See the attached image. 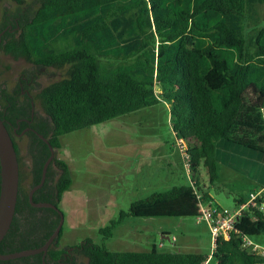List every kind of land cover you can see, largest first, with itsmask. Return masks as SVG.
Masks as SVG:
<instances>
[{
  "label": "trees",
  "instance_id": "trees-1",
  "mask_svg": "<svg viewBox=\"0 0 264 264\" xmlns=\"http://www.w3.org/2000/svg\"><path fill=\"white\" fill-rule=\"evenodd\" d=\"M10 1L14 15L0 21V32L5 28L0 50L46 68L67 66L64 77L34 94L46 121L33 126L55 149L65 133L164 101L175 136L191 145L186 150L190 179L204 201L211 196L199 185L200 167L209 182L217 179L220 139L264 151V20L258 10L264 0ZM5 96L3 111L13 108L14 117L7 118L15 123L19 108ZM0 117L19 164L15 213L0 241V252L8 253L42 245L60 213L34 206L28 197L40 181L50 154L48 143L38 133L30 134L31 179L24 189L19 147L1 110ZM71 183L67 162L54 155L32 198L59 208ZM254 186L262 188L257 203L242 208L229 238L217 237L212 264L264 263L263 255L242 245L244 236L264 235V186ZM247 196L239 195L236 203H245ZM198 208L191 184H179L135 200L129 210L135 216L183 217L195 216ZM115 222L100 228L102 238L111 235ZM61 235L62 227L44 258L39 252L0 259V264L62 260ZM67 247L74 253L73 264H81V258L85 264H204L208 257L179 247L161 250L154 244L147 250L116 251L90 237Z\"/></svg>",
  "mask_w": 264,
  "mask_h": 264
},
{
  "label": "rangeland",
  "instance_id": "rangeland-1",
  "mask_svg": "<svg viewBox=\"0 0 264 264\" xmlns=\"http://www.w3.org/2000/svg\"><path fill=\"white\" fill-rule=\"evenodd\" d=\"M25 1L35 4L33 0ZM4 8L13 10L14 3L0 0V14ZM258 10L264 20V3ZM23 71L36 73V68L0 50V86L2 83L7 88L15 86ZM66 73L67 66L45 68L43 74L34 77L32 92ZM35 105L43 113L37 101ZM18 143L22 187L28 189L31 178L27 140L18 138ZM60 143L54 155L67 162L72 183L63 192L58 205L64 216L59 247L75 245L90 237L116 251L147 250L153 244L161 250H174L178 247L172 246L176 241L182 251L212 255L215 247L212 249L211 231L195 216L130 214V205L135 200L173 185L190 184L186 150L191 145L175 136L166 102L70 131L60 136ZM216 156L217 179L209 182L201 166L199 185L209 193L214 204L234 210L241 205L236 203V197L248 194V198L255 191V184L264 186V151L220 139ZM121 211L125 215H121ZM112 220L116 221L115 227L104 239L100 228ZM163 231L177 239L163 238ZM251 238L264 248V235ZM81 262L85 264V259L81 258ZM207 264H212L211 256Z\"/></svg>",
  "mask_w": 264,
  "mask_h": 264
},
{
  "label": "water",
  "instance_id": "water-1",
  "mask_svg": "<svg viewBox=\"0 0 264 264\" xmlns=\"http://www.w3.org/2000/svg\"><path fill=\"white\" fill-rule=\"evenodd\" d=\"M39 136L43 138L47 143L48 140L42 134ZM50 154L44 162L42 175L40 181L32 186L29 190V201L34 206H50L59 210L60 219L53 230V232L48 236L45 242L37 247L25 248L13 252L2 253L0 252V259H10L20 256H27L34 253L42 252V257L44 258L47 249L51 243L56 240L63 223V213L62 211L53 203L47 201H34L32 198L35 189L39 188L45 180L47 167L54 157L55 148L48 143ZM18 184H19V164L17 159V154L13 139L4 123L0 117V241L4 237L5 233L9 229L12 222L15 206L18 194Z\"/></svg>",
  "mask_w": 264,
  "mask_h": 264
},
{
  "label": "flooded vegetation",
  "instance_id": "flooded-vegetation-1",
  "mask_svg": "<svg viewBox=\"0 0 264 264\" xmlns=\"http://www.w3.org/2000/svg\"><path fill=\"white\" fill-rule=\"evenodd\" d=\"M10 11L2 12L0 14V21L4 19L5 16L8 15H14V11L9 9ZM16 20V18H15ZM5 28L0 32V41H1V36L4 32ZM24 61L30 63L33 68H36V73L27 74L25 71H23L15 86H12L11 88H7L5 83H2L0 86V110L4 114V118L8 121L9 123V128L13 133V136L15 137V141L19 147L18 143V138L25 137L27 140V145H29V136L31 133H38L33 126L34 122L38 121H46V116L43 113L40 112V110L36 109V100L34 99V94L32 92V89L34 88L33 83L35 81L34 77L38 75L37 74H43V70L46 68L45 66H40L38 64L32 63L27 61L24 58H21ZM5 95H9L12 100L15 101V105L18 106L19 111L18 114L19 116L15 119V123L10 121L7 117H14L13 111L14 109L11 108L9 112L7 110L3 111V102L4 99H6ZM3 120V119H2ZM9 131V129H8ZM10 133V132H9ZM39 134V133H38ZM11 135V134H10ZM33 151L36 152L35 149ZM23 178V177H22ZM22 178H21V183H22ZM19 186V184H18ZM32 188V187H31ZM36 190V189H35ZM34 190V191H35ZM18 196V194H17ZM61 248H64V256L61 260V258H57V261H61V264H63V259H65V264H73L74 260V253L72 252V248H69L66 246H63ZM56 260H51L49 264H58Z\"/></svg>",
  "mask_w": 264,
  "mask_h": 264
},
{
  "label": "built area",
  "instance_id": "built-area-1",
  "mask_svg": "<svg viewBox=\"0 0 264 264\" xmlns=\"http://www.w3.org/2000/svg\"><path fill=\"white\" fill-rule=\"evenodd\" d=\"M188 171V170H187ZM190 184L192 186V191L196 202L198 203V212L195 217L198 221H204L209 227L212 235L213 246L215 247L216 238L222 236L223 238H229L231 230L234 228L235 221L240 214L242 208L247 204L255 205L257 203V197L262 189L255 190L249 194L245 203H242L238 208L234 210H229L227 207H220L214 204L212 201H204L200 191L196 188V185L190 179ZM260 207L264 208V201L260 202ZM170 240L175 241V236H170ZM242 245L252 251L264 256V248L255 243L251 237L244 236L242 240ZM164 242H160L163 246ZM174 247V245H172ZM211 256V255H210ZM210 256L207 257L204 264H207ZM264 264V263H261Z\"/></svg>",
  "mask_w": 264,
  "mask_h": 264
},
{
  "label": "crops",
  "instance_id": "crops-1",
  "mask_svg": "<svg viewBox=\"0 0 264 264\" xmlns=\"http://www.w3.org/2000/svg\"><path fill=\"white\" fill-rule=\"evenodd\" d=\"M189 178H190V174H189ZM164 232H166V231H163V233L161 234V236L163 237V238H167L168 239V237H169V234H164ZM177 239V238H176ZM161 242H163V241H161ZM175 244H173L174 245V247L176 246H178L179 248H181V246H179L180 244L179 243H176V241L174 242ZM163 245H164V243H163Z\"/></svg>",
  "mask_w": 264,
  "mask_h": 264
}]
</instances>
